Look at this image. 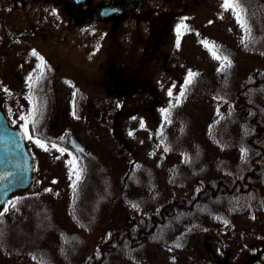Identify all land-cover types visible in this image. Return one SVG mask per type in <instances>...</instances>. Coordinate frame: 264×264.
Masks as SVG:
<instances>
[{"label": "flooded vegetation", "instance_id": "af4514ba", "mask_svg": "<svg viewBox=\"0 0 264 264\" xmlns=\"http://www.w3.org/2000/svg\"><path fill=\"white\" fill-rule=\"evenodd\" d=\"M3 1L0 45H8L6 51L14 50L16 55L11 54L14 61H7L8 55L2 66L14 73L17 89L12 88L10 72L5 74L7 82L0 79V113L12 129L25 138L32 156L33 181L38 155L45 156L53 167H62L66 171V177L61 179L64 184L71 187L74 183H85V177L76 181L73 170L81 175L87 158L97 164L98 159L92 157L93 150L83 134L90 136L92 133L97 137V132L93 134L91 129L104 127L105 135L119 138V124L126 112L128 120H137L132 134L145 130L154 141V150L150 152V160L129 164L125 173L113 167L115 171L105 179L106 182L112 181L113 201L120 202L122 198L133 201L130 198L134 193L133 187L138 186H143V191L147 189L140 199L166 201V194L162 191L149 193L161 184L173 185V196H178L183 181L181 167L184 157L179 147L167 146L165 117L168 106L176 105L181 93H185L184 80L178 79L175 84L177 89L166 100L173 102L169 105H162L163 97L161 91L156 92L155 83L164 90L170 87L161 80L167 74L181 72L182 68L175 66L174 69L168 61L184 56L189 49L202 52V57H227L236 67L235 61L230 59V45L224 43V39L232 32V36L238 35L239 46L236 45L235 49L247 48L252 41L250 36H256L257 32L260 33L258 29L262 28L264 0H240L244 9L243 19L251 29L250 35L237 22L233 12L222 7L223 0ZM123 21L127 22L128 49L118 54L114 37ZM103 32L105 38L101 37ZM259 36L254 49L262 42L261 33ZM103 39L104 46L110 43V49L104 48ZM241 58L246 73H253L256 77L262 75L261 66L246 62L243 54ZM11 62L13 65L8 66ZM220 63L226 62L224 59L217 62L215 71H222L228 66L225 64L221 68ZM200 72L195 70L191 73ZM260 84L257 82L256 86ZM99 89L105 93L96 94L95 90ZM198 93L210 96L207 100L212 113L202 131L200 145L195 126L196 144L189 151L193 161L186 165L191 164L195 175L200 169L206 170V180L196 179L194 198L200 203L207 201L206 208L185 211L143 209L135 217L134 225H127L125 230L115 228L112 231L116 234L124 232L130 243H143L137 249H123L133 252L130 254L151 246V251L144 257L145 264H167L162 245L167 246L168 251L172 248L171 253L185 249L173 264H204L205 261L210 264H264V145L245 144L247 128L252 129L253 126L254 131L250 133L258 136L256 142H261L262 120L259 118L262 116L256 115V110L239 92L240 96L233 100L232 110L243 116L240 123H234V126H239L243 138L239 140L240 145H236L235 139L234 145L230 141L224 145L222 141H215L214 134L219 128L217 121L228 118L225 114L229 110L228 100L215 99L214 92L210 95L208 92ZM258 94L260 97L261 92ZM256 101L258 104V99ZM127 105L129 108L125 109ZM143 110L146 113L138 116ZM37 139L46 145L48 151L37 145ZM72 142L83 143L88 154L77 150ZM120 143L129 148L125 138H120ZM53 144L57 147L53 148ZM58 148L65 150L64 155L57 151ZM170 156L174 160L167 167ZM69 161L72 163L69 164ZM220 168L221 172L216 171ZM57 178L51 181L59 182ZM29 189L16 190L9 201ZM220 199H223L222 204L218 203ZM183 214L190 216L184 218ZM198 217L209 218L206 226L191 227L198 234L205 232L206 237L200 238L204 247L203 256L187 247L191 231L181 238H172L179 225L192 221L199 224ZM126 218L124 224L128 222ZM132 229L136 231L135 236L130 235ZM114 240L119 244V235ZM105 250L103 246L101 252ZM191 252L194 254L187 258Z\"/></svg>", "mask_w": 264, "mask_h": 264}, {"label": "rangeland", "instance_id": "374dc122", "mask_svg": "<svg viewBox=\"0 0 264 264\" xmlns=\"http://www.w3.org/2000/svg\"><path fill=\"white\" fill-rule=\"evenodd\" d=\"M27 2L30 3L29 0ZM264 3V1H263ZM4 4L3 0H0V9H2V5ZM264 7V5H263ZM2 12V10H0ZM17 17V16H15ZM126 26L127 22L123 21V23L118 27V33H116L114 39L117 40V51L118 54H122L123 51L128 49V37L126 35ZM261 30V31H260ZM258 31L261 33V39H263V29L260 28ZM226 36L224 43L228 46L230 45L231 56L236 63V71L238 73L237 82L241 84L245 79H247L251 74H246V70L244 69L245 64L243 63L242 54L245 58V61H251L252 64L256 66H261V71H264V43L261 42L260 46L257 49H254L256 44V40L260 37V33L257 32L256 36H250L251 42L247 44V48L244 49H235L238 44V35L235 36ZM118 34V35H117ZM105 32L102 33L101 37H104ZM222 35V34H221ZM221 35H216L217 37ZM226 35V34H225ZM111 35H109L110 38ZM105 45V40L103 39V46ZM234 51L232 50V48ZM8 45L1 44L0 45V79H4L5 82V74L9 73L11 80L13 82L12 88L17 89L16 80L14 79V73L9 71L10 69L5 68L2 64L5 62L6 57L9 55L7 61H14V57L16 55L14 50L6 51ZM110 43L108 42L104 48L106 50L110 49ZM185 55L179 58L169 59L168 65L172 66L175 69V66H180L182 68L181 72L167 74L164 80H161L162 83L165 82L168 86L167 89H162L158 84L156 85V92H160L163 97V104H172L171 101H166L167 98H171L169 92L173 94V90H176L178 85H175L178 82V79L181 81L184 78L189 77V72H193L195 70H199L208 76H210L215 71V66L217 62H221L223 58L217 59V56L213 57H202V52L189 49L184 52ZM14 56H12V55ZM105 51L103 50V55L105 56ZM124 56V55H122ZM104 59V57H103ZM102 59V60H103ZM260 64V65H259ZM13 65V63H9L8 66ZM121 70V69H120ZM253 71V70H252ZM254 70L253 72H255ZM254 76V75H253ZM126 77V74H124ZM155 82H159V80H155ZM245 82V81H244ZM96 94L103 95L105 91L99 89L95 90ZM264 93V92H263ZM261 104L264 105V95H262ZM148 95L145 97L147 98ZM150 98V97H149ZM210 99V96L201 95V93H196L193 96V101L189 104H186L185 113L192 117V119L196 122V125L193 124L191 126V130H194L196 126V130L198 131L197 139L198 141H203L202 139V131L205 130V125L208 123L210 114L212 113L210 102L207 100ZM152 100V99H151ZM260 101V99H258ZM167 102V103H166ZM135 104H138L136 102ZM129 106H125V109H128ZM142 113H146V111H142L138 113V116L142 115ZM124 117L122 121H120L119 129H120V137H110L107 134L105 135L104 127L99 128L98 130L91 129L93 134L96 133L97 137H94L92 133L90 136L83 134V138H85L90 147L92 148V157H96L98 160V165L105 168L108 171V174H112V171H115L114 168H118V170L125 173L128 171L130 165L133 162L135 164L150 160L149 155L150 152L154 150V141L149 138L147 132L138 130L135 134L133 133V128L136 127L137 120L133 121V119L128 120V113H123ZM235 131H239L238 125L234 126ZM120 138H125L126 143L129 144V148H125L124 145L120 143ZM43 158L45 159L43 161ZM174 157L170 156L168 159L167 167L173 162ZM37 167H35L36 175L34 173V181L33 185L26 192H22L19 195H16L13 200H11L5 208L8 209L2 216H0V229H2L7 222L16 223V221H20L23 217L22 211L24 215L32 217V226L37 228L34 233L25 232L24 234L14 235L12 241L14 242V246L23 247L25 251L33 252L28 253L24 252L22 257H18L19 255H14L13 252L7 254L5 250H9V245L6 246V238L5 235L2 236L0 240V264H64V257L73 258L75 255V259L80 261H75L73 263L78 264L88 262L91 258L96 255L98 242L103 240L107 235L115 228H119V230H125L126 226L134 225V219L140 210H143V205L138 202H134L141 197L146 190L143 191V186L135 187V191L130 197L133 201H129V199L125 200L122 198L120 202L113 201L111 204H106L107 206L104 209V212L99 219L97 225L92 228H88V231L81 230L80 228H71L75 227L73 224V219H71L70 214L68 213V204L71 198V187L68 184H64L65 181L61 179L65 178L66 171L58 166L53 167L49 164L48 160H46L45 156L41 157L37 155L35 159ZM159 162V161H158ZM114 167V168H113ZM169 169V168H167ZM50 170V171H49ZM52 171V172H51ZM56 174V175H55ZM121 174V173H120ZM166 175L168 178V174L166 171ZM57 176V177H55ZM57 178L60 179L59 182H52L51 179ZM112 183V181H111ZM111 183L108 182L106 184L107 189L104 194L108 195L109 198L113 199V186L111 187ZM50 190V191H49ZM120 190V187H119ZM159 191H162L166 194V197H172L174 195L173 185L163 186L158 185L155 188H152L149 193L156 192L158 194ZM108 193V194H107ZM35 195L32 198V195L29 197L31 199L24 200L22 203V199L27 197L28 195ZM26 199V198H25ZM14 205V207H13ZM135 205V207H134ZM142 205V206H141ZM4 208V209H5ZM4 209L1 212H4ZM53 210L54 217H35L37 211H49ZM118 211V213H116ZM43 214H45L43 212ZM51 215V214H50ZM58 217V219L56 217ZM127 223L124 224L125 217ZM35 217V218H34ZM119 217V219H117ZM122 217V218H121ZM200 221L199 224H196L194 221L186 222L179 225V229L176 230L173 239L181 238L183 234L188 233V248H193L196 253L199 252L201 256H203L204 247L201 243L200 238H205V232L198 234L196 231L191 229L192 226L202 225L206 226L209 218L207 217H198L196 220ZM68 226V227H57L53 225V221L58 222ZM49 222L52 223L50 227L44 228L42 225H49ZM70 227V228H69ZM1 237V236H0ZM84 242V243H83ZM169 243V242H167ZM84 244V245H83ZM83 246V249L80 250ZM156 247V246H153ZM3 248V249H2ZM5 249V250H4ZM74 249V250H70ZM168 251L167 246L162 245V252L165 254L168 262L167 264H173L175 260L181 257L184 253L182 250H177L176 253H171L173 251L172 248H169ZM80 251V252H79ZM151 251V246L143 251L136 252L134 254H130L133 252H128L126 250H121L116 255V257L108 264H145L144 257L147 256L148 252ZM65 254V255H64ZM151 254V252H150ZM194 253L187 257H192ZM13 255V256H12ZM28 257V258H27ZM131 258L133 260H131ZM50 260V261H48ZM143 260V262H142ZM47 261V262H46ZM204 264H210L207 261L203 262ZM152 264V262L147 263ZM201 264V263H200Z\"/></svg>", "mask_w": 264, "mask_h": 264}, {"label": "trees", "instance_id": "16d2710c", "mask_svg": "<svg viewBox=\"0 0 264 264\" xmlns=\"http://www.w3.org/2000/svg\"><path fill=\"white\" fill-rule=\"evenodd\" d=\"M262 29H263V39L262 43H264V7L262 6ZM226 63H220L219 66L224 67ZM222 71H215L210 76L207 74L200 72V73H194L196 74L194 77H188L184 79V91L185 93L181 96H179L177 104L168 106L166 111V117H165V134H166V143L167 146L171 145L172 147H179L182 152L183 163L181 169L183 170V181L181 183V186L178 190V196H172L167 198L166 201L163 202H155L153 199L148 200L144 197L142 199H138L134 202L138 203L140 202L143 205V209H163V210H179V211H185V210H195L198 208H206L207 201H204L203 203H200V201L194 200L195 193H196V179L203 178L206 180V170L200 169L198 170V175H195L194 169L191 168L190 165H186V163H192L193 158L190 154V149L193 147L196 143L195 142V136L193 133V130H191V126L193 124L195 125V121L192 119L191 116L187 115L185 113V107L186 104H189L193 101V96L198 92H208L210 95L211 92H214V98L215 99H227L229 104V110L226 111V115H228V118H222L220 121H217L219 128H216L214 139L215 141H222L225 145V142H231V145H234L233 140H236V145H240L239 142L240 139L243 137L241 136V131L234 132V123H240L243 120V116L241 113H237L234 110H232V103L234 99H237L240 95L238 93L242 92V96L244 99H246L247 104H250L252 109L254 108L256 110V115H261L262 118H259L262 120V135H261V142L258 143L256 140H258V136H254L253 133H250L251 131H254V126L251 128H247L246 133V145H264V105L261 104L262 95H264V71L261 76L256 77L254 74L250 75L247 79H245L241 84H238L237 82V76L238 73L236 71V68L234 65L231 64V66H226V68H222ZM263 69V68H262ZM249 74V73H246ZM191 80L189 83L188 81ZM257 82H261L259 86H256ZM259 92H261V96L259 97ZM256 99H260L258 104L256 103ZM261 104V105H259ZM257 109L258 112H257ZM225 115V116H226ZM249 119V118H248ZM178 123V124H177ZM239 127V126H238ZM177 132V133H174ZM170 132V134H169ZM252 141V142H250ZM165 143V144H166ZM199 145L202 144L200 141L198 143ZM205 144V143H203ZM173 149V148H172ZM88 162L85 167L81 168L82 174L85 176H82L81 174V181L85 177V183L80 182L76 184L75 187L71 186V198L70 202L68 204V210L71 219H73V224L75 227L71 228H80L81 230L88 231V228H92L93 226L97 225L96 223L99 222V219L101 218L106 204L113 203V199L109 198L106 193L104 194L105 190L107 189L106 184L108 182L105 181L106 178H109L110 174H108V171L105 169L99 167V165L96 162L90 161V158H87ZM180 168L177 169V174H179ZM216 171L221 172L222 169H217ZM222 176V174H221ZM174 176L172 175V178ZM112 187V186H111ZM134 191H135V187ZM143 189V188H142ZM195 190V191H194ZM147 193V192H146ZM108 194V193H107ZM32 194L28 195L27 197L22 199V203L24 200H29V198ZM35 197V195H32V198ZM219 204L223 203V199H220L218 201ZM141 205V206H142ZM43 212L45 214H43ZM53 210L49 211H37L35 214V217L41 218V217H54ZM51 214V215H50ZM184 218L187 216H190L189 214H183ZM23 217L20 221H16V223H9L7 222L6 225L0 229V240L4 237L6 238V246L9 245V250H5V252L8 254L9 252L14 255H19L18 257H22L24 252L33 253L30 251H25L23 247H16L14 246V242L12 241V238L14 235H20L24 234L25 232L34 233L37 229L32 225V217L24 215L22 211ZM34 217V218H35ZM43 217V218H44ZM56 217V216H55ZM58 219V217H56ZM174 219V218H171ZM53 225L57 227H68L65 225H62L58 222H52ZM49 222V225H42L41 227L48 228L52 224ZM70 228V227H69ZM119 235L120 243L116 244L114 238ZM130 235L135 236L136 231L133 229L130 230ZM123 237V238H122ZM122 239H125L122 242ZM153 240V239H152ZM151 240V241H152ZM155 241V240H154ZM84 243V242H83ZM143 243H130L127 241L126 234L124 232L119 233H113L111 231L107 237H105L101 245L99 244L97 246V253L96 255L91 258L88 262L80 263L78 264H108V262L113 260L116 255L119 253V251L123 250L125 247L130 249H137L142 246ZM84 245V244H83ZM105 247L104 253L101 252L102 247ZM3 249V248H2ZM83 249V246L80 250ZM74 250V249H70ZM80 252V251H79ZM9 253V255H10ZM65 255V254H64ZM13 256V255H12ZM78 256V255H77ZM76 255L73 258H66L64 257V264H75L73 262L80 261L75 259L77 257ZM28 258V257H27ZM75 260V261H74ZM50 261V260H48ZM47 262V261H46ZM51 264V263H50Z\"/></svg>", "mask_w": 264, "mask_h": 264}, {"label": "water", "instance_id": "95a60500", "mask_svg": "<svg viewBox=\"0 0 264 264\" xmlns=\"http://www.w3.org/2000/svg\"><path fill=\"white\" fill-rule=\"evenodd\" d=\"M72 145L87 154L83 143L72 142ZM31 182L32 162L24 137L11 129L0 113V207L14 191L29 187Z\"/></svg>", "mask_w": 264, "mask_h": 264}, {"label": "snow or ice", "instance_id": "6c2138e0", "mask_svg": "<svg viewBox=\"0 0 264 264\" xmlns=\"http://www.w3.org/2000/svg\"><path fill=\"white\" fill-rule=\"evenodd\" d=\"M222 7L225 8L226 11L231 10L233 12V14L236 16L237 22L241 25L242 28L245 29V31L250 35L251 29L248 27L246 20L243 19L244 16V9L241 7L240 5V0H223V4ZM207 45V41L204 42ZM177 46H179V41H177ZM33 55H36L35 52L32 53ZM217 59H219L220 57H216ZM224 61L226 62V64L230 67L231 66V62L228 60L227 57H223ZM42 60V58H41ZM196 74L194 73H189V77H194ZM29 79H31V77H29ZM189 83L191 82V80L188 81ZM169 95L171 96L172 93L169 92ZM181 95H183V93H181ZM35 111V110H34ZM25 134L27 135V128L25 130ZM29 139H31V136H28ZM37 143L38 146H40L41 148H43L45 151H48V148L46 147L45 144H43L39 139H37L35 141ZM53 148H56L57 146L55 144L52 145ZM57 151H59L61 153V155H64L65 150L63 148H58ZM69 164L72 163V161L68 162ZM73 174L76 176V181L78 182L81 179V175L79 172L75 171V169L73 170ZM55 183V181H53ZM76 184H73V187H75ZM50 191V190H49ZM14 207V205H13ZM135 207V205H134ZM8 209L5 208L4 212H0V216H2L5 212H7Z\"/></svg>", "mask_w": 264, "mask_h": 264}]
</instances>
